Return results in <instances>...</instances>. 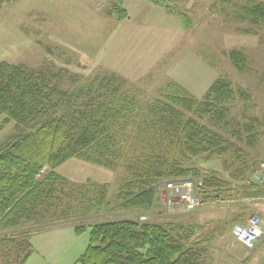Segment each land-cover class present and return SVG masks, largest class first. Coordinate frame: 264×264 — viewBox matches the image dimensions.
Wrapping results in <instances>:
<instances>
[{"label": "rangeland", "instance_id": "374dc122", "mask_svg": "<svg viewBox=\"0 0 264 264\" xmlns=\"http://www.w3.org/2000/svg\"><path fill=\"white\" fill-rule=\"evenodd\" d=\"M114 3L115 0H0V63L32 69L48 67L60 76L58 89L79 93L73 102L76 107L90 99L111 102L126 94L135 109L127 119L145 124L159 115L161 118L158 111L163 107L177 106L168 98L184 93L206 102L216 81L226 79L233 85L235 95L218 106L217 113H205L201 106L191 110L178 107L185 120L195 119L219 134L222 146L229 151L225 158L204 155L189 165L202 167L204 172H218L235 186L259 182L258 172L264 163V19L241 7L264 9V0H181L174 6L187 16V27L177 16L168 15L147 0H124L128 19L120 22L110 13ZM234 50L242 55L238 66L231 57ZM105 77L115 79L103 85ZM127 107L130 106H124ZM127 130L132 136L123 135L124 149L118 154L121 159L113 167L117 170L72 159L57 171L67 181L65 191L89 184L99 189L108 185L106 196L112 203L103 214L86 219L75 216L67 222L39 228L0 227V241L11 236L19 239L35 228L29 238L27 264H76L89 245L94 225L127 219L168 228L185 224L192 215L184 217L181 211L170 213L168 209L165 185L171 179L160 183L152 206L145 209L118 206L113 199L125 180V167L139 158L132 121H128ZM23 131L16 122L6 123V116L0 117V148ZM239 172L243 176L236 180ZM192 180L197 186L202 184ZM236 192L228 193L227 202H221L222 212L210 215L215 220L222 218L213 224L228 221L229 235L234 226L229 213L235 206L240 209L247 204L234 201ZM208 206L211 212L217 209ZM81 226L85 232L79 236L76 228ZM7 256L13 254L0 250V264H8ZM228 262L241 264L235 259Z\"/></svg>", "mask_w": 264, "mask_h": 264}, {"label": "trees", "instance_id": "16d2710c", "mask_svg": "<svg viewBox=\"0 0 264 264\" xmlns=\"http://www.w3.org/2000/svg\"><path fill=\"white\" fill-rule=\"evenodd\" d=\"M147 1L188 26L187 16L174 6L181 0ZM252 11L256 18L264 19L263 8ZM110 13L120 22L128 19L124 0H115ZM231 57L238 66L241 52L234 50ZM59 77L48 67L32 69L22 64L0 63V117L6 116V123L16 122L25 130L0 148L1 228H39L67 222L75 216L86 219L103 214L112 203L106 196L108 185L99 189L89 184L65 191L67 181L57 171L72 159L117 170L113 167L121 159L118 154L124 149L123 135L132 136L127 130L128 121H132L140 151L138 160L125 167V180L113 196L118 206L140 209L152 206L155 189L168 179L202 181L198 188L204 203L227 202V194L237 190L234 201L238 203L264 197L263 183L249 181L235 186L218 172H204L202 167L189 165L204 155L225 158L229 151L222 146L219 134L195 119L185 120L178 107L191 110L201 106L205 113L209 110L217 113L218 106L235 95L233 85L226 79L216 81L205 97L206 102L184 93L168 98L177 106L163 107L158 111L161 118L156 117L159 120L154 118L145 124L127 119L135 109L126 94L111 102L97 103L90 99L81 105H85L84 109L74 106L79 93L58 89ZM114 79L105 77L101 83L105 85ZM125 105L130 107L125 109ZM239 173L236 180L243 176V172ZM247 206L241 208L245 211ZM245 216L240 213L238 217ZM212 224H178L168 228L131 219L97 224L91 228L89 245L76 264H205L208 245L216 234L224 235L227 231L225 222L220 230ZM34 230L19 239L11 236L0 241V245L5 244L0 250L13 254L5 257L8 264H27L29 238ZM84 232V226L76 228L79 236Z\"/></svg>", "mask_w": 264, "mask_h": 264}, {"label": "crops", "instance_id": "0c3cea01", "mask_svg": "<svg viewBox=\"0 0 264 264\" xmlns=\"http://www.w3.org/2000/svg\"><path fill=\"white\" fill-rule=\"evenodd\" d=\"M241 9L244 11L251 12L252 6L244 7L243 5ZM245 202H247L248 204L247 209L245 211L243 210V208H241L242 210H240L236 206L235 208H232V212L229 213V218L231 219V221H233L234 224H236L237 222L245 221L246 219H249L252 216L258 215L264 223V197L252 198V199L246 200ZM208 205L215 206L217 207V209H215L214 212H211L207 208L209 207ZM225 206H228V205H225ZM220 208H222L221 203H218V202L217 203H205L203 206H201L195 211L186 212L185 210H182L180 213L181 214L180 216L185 215L184 217L186 216L190 217V215H192L191 218L187 222H184L186 225H190L194 223L196 224L218 223L219 220H221L222 218H220L219 220H215L214 218H211L210 215L215 212H217L218 214V211H220ZM224 210H226V208H224ZM224 210H223L224 213L222 214H225L224 216L226 217V211ZM240 213L247 214V216H245L244 219H240L238 217ZM225 223L228 224V221ZM212 225H214V227L218 229L220 227H223L221 223L212 224ZM230 236L232 235L231 234L229 235L226 233L224 235L220 233L216 234L215 239L207 247L208 252H207V256H206L207 258H206L205 264H229L228 261H231L234 259L240 262L241 264H264V242L259 244L256 249L250 250L240 244H237V243L235 244V241L233 244L234 239L231 238Z\"/></svg>", "mask_w": 264, "mask_h": 264}, {"label": "built area", "instance_id": "2783aa9c", "mask_svg": "<svg viewBox=\"0 0 264 264\" xmlns=\"http://www.w3.org/2000/svg\"><path fill=\"white\" fill-rule=\"evenodd\" d=\"M257 179L260 183H264V163L261 164ZM165 186L170 213L182 210L195 211L205 204L196 182L192 179L171 180ZM232 236L235 243L254 250L264 242V223L258 215L252 216L236 223L232 229Z\"/></svg>", "mask_w": 264, "mask_h": 264}]
</instances>
